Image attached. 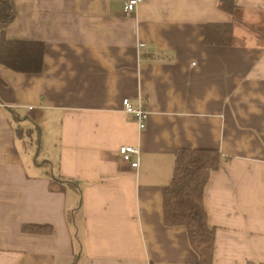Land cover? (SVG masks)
I'll return each mask as SVG.
<instances>
[{"label": "crops", "instance_id": "crops-1", "mask_svg": "<svg viewBox=\"0 0 264 264\" xmlns=\"http://www.w3.org/2000/svg\"><path fill=\"white\" fill-rule=\"evenodd\" d=\"M233 1L243 24L224 47L203 41L206 24L232 22L220 0H145L129 17L124 0H12L0 32L44 53L41 71L0 60V264H199L162 215L183 148L222 157L203 196L211 264H264V38L249 31L264 0ZM125 98L148 108L143 129Z\"/></svg>", "mask_w": 264, "mask_h": 264}, {"label": "trees", "instance_id": "trees-1", "mask_svg": "<svg viewBox=\"0 0 264 264\" xmlns=\"http://www.w3.org/2000/svg\"><path fill=\"white\" fill-rule=\"evenodd\" d=\"M219 8L232 17L231 23H208L205 26L204 44L209 46L234 45V24H243L242 11L233 0H220ZM15 18L12 0H0V24H9ZM253 29V27H252ZM0 57L3 63L21 70L41 71L42 57L33 62L34 50L44 53V45L9 41L0 32ZM19 50L27 53V64L18 65ZM39 58V59H40ZM32 61V63H31ZM221 154L215 149L179 150L175 156L173 173L170 182L161 190L162 215L166 227H182L185 229L189 244L198 257L199 264H211L215 238L214 227L207 222V213L203 204L204 189L211 173L217 171L221 162ZM49 224L27 223L22 225V231L30 234L49 235L53 233Z\"/></svg>", "mask_w": 264, "mask_h": 264}, {"label": "built area", "instance_id": "built-area-1", "mask_svg": "<svg viewBox=\"0 0 264 264\" xmlns=\"http://www.w3.org/2000/svg\"><path fill=\"white\" fill-rule=\"evenodd\" d=\"M145 0H124L123 3V14L124 16H132L134 15L140 5L144 3ZM145 44L141 43L140 47H144ZM123 107L124 110L131 114L134 118V120L137 122L140 129H143L148 121L150 112L148 108L145 106L143 102L135 105L129 98H125L123 100ZM120 154L124 161L129 162L132 167H137L139 165V156H140V150L138 147L133 145H127L123 144L120 146ZM136 155L137 160H133L132 156Z\"/></svg>", "mask_w": 264, "mask_h": 264}, {"label": "rangeland", "instance_id": "rangeland-1", "mask_svg": "<svg viewBox=\"0 0 264 264\" xmlns=\"http://www.w3.org/2000/svg\"><path fill=\"white\" fill-rule=\"evenodd\" d=\"M249 31H251L252 33H254V35H255L256 38H259V37L260 38H264V28L255 27V28H253V30L249 29ZM33 149H34V152L35 153H38V155H39V156H37L38 160L40 162L43 161V159H44L43 151L44 150H42V152H40V154H39V151L41 149H40V147L38 145H36L35 148H33Z\"/></svg>", "mask_w": 264, "mask_h": 264}]
</instances>
